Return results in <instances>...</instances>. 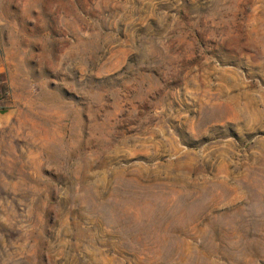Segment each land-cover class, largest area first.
Returning a JSON list of instances; mask_svg holds the SVG:
<instances>
[{
    "label": "rangeland",
    "instance_id": "rangeland-1",
    "mask_svg": "<svg viewBox=\"0 0 264 264\" xmlns=\"http://www.w3.org/2000/svg\"><path fill=\"white\" fill-rule=\"evenodd\" d=\"M0 264H264V0H0Z\"/></svg>",
    "mask_w": 264,
    "mask_h": 264
},
{
    "label": "water",
    "instance_id": "water-1",
    "mask_svg": "<svg viewBox=\"0 0 264 264\" xmlns=\"http://www.w3.org/2000/svg\"><path fill=\"white\" fill-rule=\"evenodd\" d=\"M9 111L8 108H0V114H6Z\"/></svg>",
    "mask_w": 264,
    "mask_h": 264
}]
</instances>
